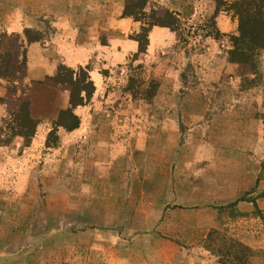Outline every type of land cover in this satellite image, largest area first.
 <instances>
[{
	"label": "rangeland",
	"instance_id": "1",
	"mask_svg": "<svg viewBox=\"0 0 264 264\" xmlns=\"http://www.w3.org/2000/svg\"><path fill=\"white\" fill-rule=\"evenodd\" d=\"M125 2L0 0V26L24 24L20 34L9 33L5 28L0 30V37L8 35L0 38V72L18 71L19 65L14 61L18 45L27 43L25 29H31L43 40L54 34L51 18L55 16L51 11L58 15L64 13L76 23L93 18L107 20L116 12L123 15ZM216 6L215 0H148L145 11L149 16H161L164 9L178 18L176 41L162 47L151 59L136 54L113 73L105 71L106 82L99 91L87 88L88 94L75 92L77 97L81 94L102 100L100 105L93 103L99 126L112 134L110 142L118 144V176L114 177L112 185L102 187L103 203L109 207L101 220L95 211L66 213L64 202L68 187L63 186L66 170L63 161L58 168L60 192L44 198L45 190L50 189L40 179V166L48 153L45 148L39 149L33 158L37 181L32 186L20 181L27 167L24 152L29 141L22 135H31L33 125L20 127L17 118H27L31 96L38 85L26 79L8 82L0 78L6 88L5 96L0 98V264H107L109 232L104 231L107 235L101 241L94 234H86V230L123 226L127 202L129 229H164L174 214L168 212L164 219L162 208L174 210L175 185H189L196 179L198 163L212 159L217 148L221 149L220 157L225 158L217 161L225 163L224 166H230L228 163L237 159L240 169L253 171L264 181V65L261 66L264 51L257 58L256 70L235 64V70L227 71L222 56L226 53L230 59L234 37L239 34L224 35L219 31L217 20L212 18ZM226 9L221 8L219 15L238 22ZM208 49L222 51V54L208 57L204 68L201 55ZM72 70L74 79H84L79 69ZM63 75L68 73L63 72ZM87 84L88 79L81 88ZM47 141L50 147L58 146L59 137L53 132ZM60 155L62 157L63 152ZM97 191L98 187L94 195ZM23 195L31 201L22 199ZM260 196L264 198V190ZM116 198L125 205L121 219L119 210L113 209L111 202ZM180 209H183L182 214L174 219L181 221L186 229H193L198 219L187 208ZM220 218V229H230L234 221L239 229H264V210L244 213L228 206ZM53 227L64 232L51 240L48 235ZM260 236L241 235L240 238L241 241L264 242ZM240 238L230 239L240 242ZM215 243H218L216 239ZM102 246L105 249L101 250Z\"/></svg>",
	"mask_w": 264,
	"mask_h": 264
},
{
	"label": "crops",
	"instance_id": "2",
	"mask_svg": "<svg viewBox=\"0 0 264 264\" xmlns=\"http://www.w3.org/2000/svg\"><path fill=\"white\" fill-rule=\"evenodd\" d=\"M51 14L55 16L51 18L54 34L40 42L22 43L26 50V80L36 83L38 87L32 93L29 107V115L37 122V127L30 145L25 148L27 167L24 172L22 171L20 181L29 186L37 181L34 173L36 161L33 158L39 149L45 148L48 153L47 159L43 160L45 163L40 166V179L50 189L45 190L44 198H51L60 192L62 184L58 168L59 163L63 161L66 166L63 186L68 187L64 202L66 213L75 215L95 211L101 220L109 207L104 205L105 195H102V187L112 185L114 177L118 176V144L110 142L112 134L106 133L104 128L99 126V117L94 111L96 108L93 109L94 102L96 105L103 102L91 99L77 107L74 113L80 119L79 127L73 131L57 127L59 144L48 147V136L54 127L56 128L61 111L70 107V96L65 90L42 83L48 77H54L60 66L70 69L88 68V76L95 89L99 91L106 82L105 71L113 73L114 69H119L138 53L139 44L134 40V36L140 33L142 25L131 18H123L120 12L113 13L107 20L93 18L80 23L72 21L64 13L58 15L57 12L51 11ZM216 20L222 34H238L239 25L236 20L221 15H218ZM38 27L37 25L36 28ZM4 28L9 33L20 34L24 24L8 23ZM4 28L0 26V30ZM175 35L176 32L169 28L153 27L149 33L147 51L143 55L151 59L162 47L175 42ZM220 53L222 54V51L206 50L201 55L203 67H207L208 57ZM222 62L226 65L227 71L237 68L228 60L226 53L222 56ZM5 93L6 88L0 81V98H3ZM214 151L212 159L198 163V173L192 169L193 173H197L196 179H192L189 185L187 183L184 186L180 185L181 183L175 185L176 201L172 205L174 210L165 211V208H162L164 219L168 212L174 214L173 220L166 223L164 229H129L128 202L126 201L125 208L124 203H120L118 198L112 199L113 209L119 210V215L122 214L123 208L126 210V221L121 223L123 226L117 224L111 229H87L85 232L88 235L94 234L101 241L105 240L103 237L107 235L104 231L109 232L110 260L107 264H219L218 258L207 247V239L212 231L226 232L234 238H240L241 235L244 237L251 235L254 238L255 234L264 238V229L259 231L239 229L240 226L235 221L231 222L230 229H220L223 209L242 198L245 200L238 202L234 208L244 213H252L256 210V204L259 210H264V198L260 196L264 190V181L259 180L255 172L240 169L237 159L235 161L230 159L228 163L230 166H224L225 163H220L225 159L220 157L221 149L217 148ZM97 187L99 191L94 195ZM77 190L80 192H76ZM126 198H129L128 193ZM22 199L31 201L24 195ZM183 201L188 203L184 205ZM180 207L187 208L198 219L192 225L193 229H186L187 226L185 227L177 218L174 219L177 214H182L183 209ZM57 229L53 227L51 234L48 235L51 240L64 232ZM70 232L72 233V231L68 233ZM239 240L254 251L245 264H264L263 241L248 242L241 241V238ZM104 247L100 249H105Z\"/></svg>",
	"mask_w": 264,
	"mask_h": 264
},
{
	"label": "trees",
	"instance_id": "3",
	"mask_svg": "<svg viewBox=\"0 0 264 264\" xmlns=\"http://www.w3.org/2000/svg\"><path fill=\"white\" fill-rule=\"evenodd\" d=\"M215 1L217 6L212 17L213 21H215L220 14L221 8L226 7L227 9L225 11L227 13H232L239 22V35L234 37V49L229 52V61L231 63L237 64L241 68H248L250 66L252 70H256V66L258 64L257 58H259L261 56V52L264 51V0H235V2L232 3L226 0ZM147 5L148 0H126L122 15L123 18H131L136 22H142L141 32L134 36V40L139 44L137 56L146 53L149 45V33L153 27H165L169 28L172 32H177L179 22L174 13L170 12L169 10L163 9L162 15L158 17H156L155 14L149 16L145 11ZM147 17H149L148 23L145 22ZM24 36L28 44L43 40L41 37L34 35V31L31 29H25ZM3 37L7 38L8 35L1 36L0 38L2 39ZM11 37H15L17 40L20 39L18 35H12ZM23 47L24 45L21 43L18 45V51L14 61L16 65H19L18 71L13 73H9L8 71L4 73L0 72L1 79H5L8 82H23L26 79L27 60L26 50ZM87 69L88 68H79L81 74L84 77L83 80L79 81L77 78H73L75 72L72 69L66 66H60L57 76L48 77L45 82L42 83L49 87L59 88L65 91L68 90L70 96V107L61 111L59 119L56 122V128L54 127V130H52L51 133H56L57 127H62L67 131H73L79 127L80 119L75 115L74 110L77 107L89 102L91 98L88 97L89 95L85 97L81 96V94H79L77 97L75 92L84 91L86 94H88V91H86L87 88H91L92 91H94L95 88L88 76ZM63 72H67L68 75L64 76ZM87 79L88 84L81 88L82 84L86 82ZM35 85L37 84L35 83ZM17 121L20 123V127L22 124L33 125V133L31 135H22L21 133L24 138L29 139V141L26 143V147H28L35 134L37 122L32 120L29 112L27 114V118L21 119V117H18ZM23 127L24 129H27L26 126ZM243 200H245V198L238 200L230 206H235L238 202ZM255 208L258 210L256 204ZM230 238L233 237H231V235L228 233L214 230L208 236L207 247L218 258L219 264H245L254 254V251L239 241L235 239L231 240ZM215 239L219 244L215 243Z\"/></svg>",
	"mask_w": 264,
	"mask_h": 264
}]
</instances>
